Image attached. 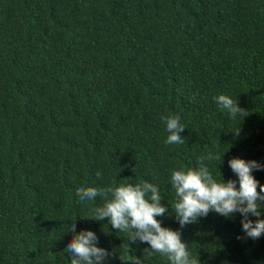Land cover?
Segmentation results:
<instances>
[{"label": "trees", "instance_id": "obj_1", "mask_svg": "<svg viewBox=\"0 0 264 264\" xmlns=\"http://www.w3.org/2000/svg\"><path fill=\"white\" fill-rule=\"evenodd\" d=\"M220 94L249 115L230 118ZM169 114L184 144L164 143ZM209 151L225 152L204 161L213 177L237 188L230 159L264 165V0H0V264H71L73 222L103 264H170L86 218L103 201L76 188L113 181L154 183L167 207L156 219L200 264H264V235L247 238L239 213L176 219L171 171Z\"/></svg>", "mask_w": 264, "mask_h": 264}, {"label": "clouds", "instance_id": "obj_2", "mask_svg": "<svg viewBox=\"0 0 264 264\" xmlns=\"http://www.w3.org/2000/svg\"><path fill=\"white\" fill-rule=\"evenodd\" d=\"M214 100L220 110H226L232 119L238 115L242 119L249 115L247 110L239 108L237 101L228 95L220 94L214 97ZM161 119L165 121L168 132L164 143L184 144L180 133L186 127L180 123V115L169 114ZM239 132L240 127L233 134L239 135ZM224 153L221 155L209 151L197 160V166L171 171L170 184L176 195L171 207L181 228L197 222L200 217H206L210 211L226 218H232L239 213L245 236L252 240L259 239L264 235V219H259L264 203H258L264 202V184L252 173L253 170L264 169V165L255 160L246 161L238 157L230 159L228 164L239 181L237 188V181H225L222 174L220 180L215 179L204 163L212 160L221 163ZM96 175L99 178L102 173L98 170ZM76 194L80 202H90L99 197L103 204L90 208V215L86 218L96 221L107 218L112 228L127 234L128 241L135 242L139 239L141 242H147L150 249L146 248L144 252L148 256L158 253L167 257L170 264H200L199 259L188 250V244L182 241L181 232L162 227L161 222L156 219L167 212V207L161 205L163 198L154 183L122 182L117 185L116 181H113L112 186L104 188L78 186ZM71 230L73 236L65 249L72 255L71 264H103L109 253L97 247L98 238L95 233L90 230L76 233L74 222L71 224ZM126 251L130 253L129 243ZM134 264H140L139 258H135Z\"/></svg>", "mask_w": 264, "mask_h": 264}]
</instances>
